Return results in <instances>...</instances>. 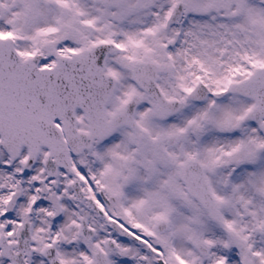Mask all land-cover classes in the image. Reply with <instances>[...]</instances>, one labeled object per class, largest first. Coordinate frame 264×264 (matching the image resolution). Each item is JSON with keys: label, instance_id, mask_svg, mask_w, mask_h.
<instances>
[{"label": "rangeland", "instance_id": "rangeland-1", "mask_svg": "<svg viewBox=\"0 0 264 264\" xmlns=\"http://www.w3.org/2000/svg\"><path fill=\"white\" fill-rule=\"evenodd\" d=\"M168 1L172 2V0ZM206 1L209 2L211 0ZM135 2L150 3L151 0H135ZM10 4L16 9L13 12L16 13L13 16V24L16 26L17 32L22 33L24 37V43L20 45L21 51L19 54L25 59V53L33 49L32 44L35 40L36 29L49 27L51 21L47 18H42L39 21L35 19L36 29L32 31L31 29L35 22L26 17L23 19L22 4ZM218 4L223 5V3L219 2ZM138 6L139 4L134 3L133 8ZM245 9L246 14L239 29L235 28L234 15L231 17L230 11L223 8L217 10L219 18H217V22L215 19V24H211L213 23L211 21H208L211 23L205 24H203L204 22L197 23L198 33L196 36L199 35L200 27L203 35L198 43L196 42L191 54L197 56L199 60L197 70L194 73L183 70H177L174 73V84L172 89H170L171 94L176 89L180 91V89L190 86L189 84L192 82L190 77H194L195 80L196 76H200L214 94L209 101L203 105L186 107L184 113L175 122L168 124V126L161 122L155 113L150 116V110L147 106L139 112L137 117V125L141 131L147 132L150 137L155 135L162 138V145H176L175 150L172 152L175 153L178 160H187L188 156L194 154L206 166L208 179L212 187L218 192L217 197L219 207L222 209V219L224 217L226 221L229 220L231 224H234L235 243L231 242V244L240 253H244V251L242 250V244L238 243V239L246 246L244 243L246 240L245 232L239 231V228H241L240 220L248 219L247 226L251 229V232L248 233L253 236H257L259 230L264 229V223L262 222L264 221V156H261V147L264 139L261 132L258 131L259 126L248 119L246 108L252 104L246 103L245 100L235 95L217 96L216 94L223 89L229 73L235 68L239 69L236 70V73L240 76L241 73L246 75L252 71L250 66L248 67L244 63V56L248 53L252 55L259 53L257 48L264 41V6H251L250 3H246ZM165 10L162 14L165 13ZM93 11L98 15L102 14L108 17L106 9H94ZM144 14H147V12ZM144 14L143 16H145ZM34 17L36 18V16ZM42 44L43 42H41ZM29 45L31 46L30 48L28 47ZM183 50L191 52V49L184 48ZM262 51L264 53V47ZM142 58H145V56H142ZM254 60L252 56V61ZM255 65L256 61L252 63L253 67ZM129 66L131 67L129 56L127 55L114 57L109 66L111 73L118 78L121 84L116 99L112 100L108 109L107 115L109 118L128 101L129 97L135 93L139 94L140 89L133 82L132 74L129 73L131 71ZM162 71H165V80L171 76V71L168 69ZM189 79L190 81L188 82ZM167 86L169 85L167 84ZM82 118H84L83 115L80 120V125L83 128ZM120 134H122L121 137L102 153V172L108 173L107 176L105 175L104 177L102 175V177L104 179L109 177L107 183L110 186L115 184L114 180L119 181L122 193L126 192V188H129L131 183L132 186H135V193L132 195L134 197L133 204L137 202L135 210L136 220H146L149 218L151 209L161 208L160 200L163 197L167 200L165 209L171 208L173 219L177 218L175 230L178 236L186 232L189 235L190 231H192L193 235L201 239L211 238L216 240L219 232L223 235L220 229L227 227L225 226L226 223L223 224L224 227H221L219 224L214 223L208 215L199 214V217L196 216L202 209H200L197 201L192 200L187 195L184 186L182 192L179 177L180 170L176 162L169 166L167 171L160 170V165L153 162L156 157L154 149L149 144L150 138L146 139L142 144V156H138V162H134L132 156H135L134 151L138 149V142H135V146L132 148L130 140L132 132L123 130ZM2 144L3 141L0 138V190L4 189L6 175L7 188L11 190L16 186V182L19 183L20 180L14 177L17 173L16 167L9 169V171L4 170L7 155ZM198 149L199 154L197 153ZM161 155V151L158 149L157 156L160 157ZM218 167L221 170L218 171ZM237 169H239V172L236 173ZM116 171L118 174L115 179ZM130 174L132 176L137 175L134 182H130ZM159 174H161V177L152 189L144 187V180L150 185L155 180L154 176ZM123 182L124 184H122ZM177 189L181 198L174 201L173 194ZM67 205L72 207L69 203ZM175 207L181 208L180 212ZM144 209L146 210L144 211ZM165 209L158 213L163 212ZM142 212L143 215H141ZM72 214L75 213L68 212L66 221L60 226V230H56V234L64 235V229L69 228L68 222L72 218L75 220V216L72 217ZM196 218L198 219L196 220ZM41 220L43 222L46 221L48 226L51 223V220H45V216H42ZM197 225L202 226V229H193ZM48 230L49 235L53 236L54 233H50V228ZM40 231L41 229L38 230V233ZM39 238L37 237L36 239L37 244ZM44 238L45 234L40 238L41 241ZM223 242L216 240L214 242L215 248L218 245L221 247ZM41 246H43V243ZM253 246H256V243ZM187 247L189 246L187 245ZM182 251L186 257L192 256L189 248L187 251L182 248ZM251 251L255 255L254 258L258 256V252H261L262 258H264L263 245L258 248V252L254 247ZM217 252L214 253V256ZM234 254V259L243 260L242 254L240 255L238 252ZM127 255H130V253ZM214 256H210V263L199 259L198 256H196V259L198 264H214L217 258ZM260 264L264 263L261 262Z\"/></svg>", "mask_w": 264, "mask_h": 264}, {"label": "flooded vegetation", "instance_id": "flooded-vegetation-1", "mask_svg": "<svg viewBox=\"0 0 264 264\" xmlns=\"http://www.w3.org/2000/svg\"><path fill=\"white\" fill-rule=\"evenodd\" d=\"M96 1H101L103 0H0V3H24L28 8L30 9L29 13H34L36 15V18H38V14H43L44 18L49 19L51 21V24L56 25V27L59 26L62 30H65L66 33L69 34H74V25L76 26H82L85 22H87L91 17L98 19H102V14L98 15L97 13L93 12L92 9H94V3ZM105 2V0H104ZM103 2V3H104ZM153 3H163L164 8L167 7L168 4L170 3H164V0H153ZM31 3H42L38 7H33ZM246 3H250L251 6H259V5H264V0H240L239 3H233L232 1L230 2V8H233L234 11L239 12L242 9V14L245 13V8H246ZM196 4V5H195ZM47 7L49 9L47 10ZM199 7L198 3H190L189 8H191L192 12L188 11V14L191 16L190 19H185L186 18V13L184 16V19L180 22L181 28L188 38H191L194 40V48L196 42L198 43L199 40V35L201 33V27L199 28V35H197V23H200L201 20L200 18H195V8ZM187 9H188V4H187ZM194 9V10H193ZM8 10L2 9V6L0 5V19H3L4 16ZM192 13V14H191ZM63 15V16H62ZM80 15V16H79ZM62 17V18H61ZM61 18V19H60ZM59 20H63V24L58 23ZM55 21V22H54ZM207 22L206 20H203ZM243 23V19L241 21H237L235 28L239 29L240 26ZM32 30V29H31ZM130 33L132 34V27L130 28ZM180 42V47L182 49H191L187 43H185V37L182 34L181 37L179 38ZM193 48V49H194ZM185 52H188L184 50ZM192 51V50H191ZM114 189V188H113ZM175 228V225L173 226V229ZM172 229V226L168 232L165 234H160L157 230V227H155V233L153 236H149L148 233H142V235L146 238V240L150 243L153 244L157 247H161L163 250V254L165 255L166 258V263L167 264H177L175 257L181 256L183 260L188 259V257L185 256L184 252L182 251V248L184 251H187L188 248L186 247V244L183 239H180L176 250L177 253H174L172 250L169 249V244L168 240H166V237H169V241H172L175 238V234L173 233L174 230ZM135 230V229H134ZM133 243V242H132ZM183 244V245H182ZM134 245L132 247V258H137L138 256V251ZM119 250L116 251V253H113L112 255V264H121L120 262V255H119ZM85 251V249H84ZM89 259V253H84V257ZM179 255V256H178ZM91 258V256H90ZM180 258V257H179ZM160 258H152L149 261V264H160L159 260ZM115 260V261H114ZM70 264H83L80 260L71 258L70 259ZM88 264V263H87ZM133 264H135L133 262Z\"/></svg>", "mask_w": 264, "mask_h": 264}, {"label": "water", "instance_id": "water-1", "mask_svg": "<svg viewBox=\"0 0 264 264\" xmlns=\"http://www.w3.org/2000/svg\"><path fill=\"white\" fill-rule=\"evenodd\" d=\"M15 71L18 74H21V76L23 77L25 84L27 82H29V78L27 77V75L29 74V71L27 70L26 67L24 66H20L19 69H15ZM11 83V88L14 89V94H15V106L17 107L18 111L20 113H22V107H24V103H26V99H28V90L27 87L24 85H20L18 86L13 77H11L10 80ZM20 117V115H18Z\"/></svg>", "mask_w": 264, "mask_h": 264}]
</instances>
